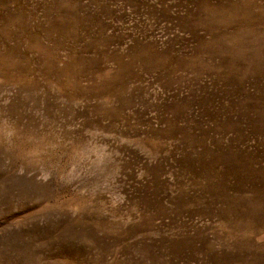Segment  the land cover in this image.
I'll return each instance as SVG.
<instances>
[{"label": "rangeland", "instance_id": "rangeland-1", "mask_svg": "<svg viewBox=\"0 0 264 264\" xmlns=\"http://www.w3.org/2000/svg\"><path fill=\"white\" fill-rule=\"evenodd\" d=\"M0 264H264V0H0Z\"/></svg>", "mask_w": 264, "mask_h": 264}]
</instances>
